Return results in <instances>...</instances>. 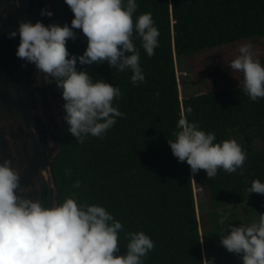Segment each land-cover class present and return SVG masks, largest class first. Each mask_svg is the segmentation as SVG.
<instances>
[{"label":"trees","instance_id":"obj_1","mask_svg":"<svg viewBox=\"0 0 264 264\" xmlns=\"http://www.w3.org/2000/svg\"><path fill=\"white\" fill-rule=\"evenodd\" d=\"M55 2L56 23H69L71 10L64 0ZM137 4L133 20L136 13L149 11L159 30L151 56L140 47L138 37L134 40L145 79L134 85L129 70L110 68L107 62L77 64L119 87L121 94L113 104L125 114L102 137L89 135L82 142H76L62 119L63 139L53 163L58 201L74 193L77 202L103 205L123 225L117 235L119 252L127 242L125 232L144 231L154 247L142 258L143 264H201L199 225L204 243L214 246L221 230L216 219L230 210L225 205L244 202L253 178L264 181V97L250 100L237 83L240 75L210 59L207 65L221 81L180 98L175 57L192 58L220 46L261 41L264 0H137ZM74 32V38L66 39V48L78 54L86 38L79 29ZM196 77L204 81L201 74ZM181 114L212 131L217 141L235 138L246 153L240 168L227 172L218 167L207 177L203 169L192 173L185 161L177 160L166 138H172ZM193 184L206 196L201 224ZM40 202L47 206L46 187ZM238 223L242 222L234 225Z\"/></svg>","mask_w":264,"mask_h":264},{"label":"clouds","instance_id":"obj_2","mask_svg":"<svg viewBox=\"0 0 264 264\" xmlns=\"http://www.w3.org/2000/svg\"><path fill=\"white\" fill-rule=\"evenodd\" d=\"M64 2L73 14L69 23L45 25L39 19H19L8 35L18 34L14 54L32 63L44 83L60 89L62 119L76 142H82L89 135L102 137L125 113L113 104L121 94L119 87L93 77L77 64L107 62L110 68L129 70L132 84L143 82L134 40L138 37L140 47L151 56L159 30L149 11L136 13L133 20L137 0ZM39 11L52 15L50 9ZM74 29L86 38L78 54L66 48V39L76 35ZM227 67L240 74L237 83L250 100L264 97V65L254 57L250 42L236 46ZM166 139L177 160L185 161L192 173L203 169L207 177L214 176L218 167L235 171L246 158L235 138L217 141L212 131H205L184 114L177 119L172 138ZM78 186L75 181L73 188ZM25 191L18 170L7 157L0 158V264H143L142 258L154 247L144 231L129 230L124 251L119 252L117 235L123 225L103 205L77 202L73 193L46 206ZM247 192L264 194V181L253 178ZM256 214L254 221L236 225H225L227 213L219 216L218 243L238 254L240 264H264V211ZM200 262L214 264V258L202 256Z\"/></svg>","mask_w":264,"mask_h":264},{"label":"water","instance_id":"obj_3","mask_svg":"<svg viewBox=\"0 0 264 264\" xmlns=\"http://www.w3.org/2000/svg\"><path fill=\"white\" fill-rule=\"evenodd\" d=\"M52 15H41L40 9ZM19 19L56 23L55 0H0V158L18 170L25 195L47 205L58 202L53 163L63 139L60 89L38 78L32 63L17 57V36H9Z\"/></svg>","mask_w":264,"mask_h":264},{"label":"rangeland","instance_id":"obj_4","mask_svg":"<svg viewBox=\"0 0 264 264\" xmlns=\"http://www.w3.org/2000/svg\"><path fill=\"white\" fill-rule=\"evenodd\" d=\"M250 44L254 57L258 58L261 64L264 65V39L259 42H250ZM237 45L220 46L210 51L194 54L192 58L175 57V74L178 80L180 98L190 93L204 91L210 84L220 82L221 76L217 71H214L212 67L207 65L208 61L211 59L227 65L228 61L236 54ZM231 70L236 76L240 75L235 70ZM197 74H201L204 81H197ZM192 190L196 201V216L198 222L201 224L199 216H205L206 214V196L204 191H201L200 187L195 184L192 185ZM225 208L230 209L222 212L227 213L225 217V225L227 222L234 225V223L238 221H241L242 223H250L257 219L256 213L264 211V194L247 192L246 200L244 202L237 203L230 201L225 205ZM215 226L219 229L222 228V225L218 223V219H216ZM225 230L227 231V228ZM199 234L204 258L213 257L214 264H240L238 254L227 251L223 246L218 245L217 242H214V246H210V243L205 244L202 238V228L200 225Z\"/></svg>","mask_w":264,"mask_h":264}]
</instances>
